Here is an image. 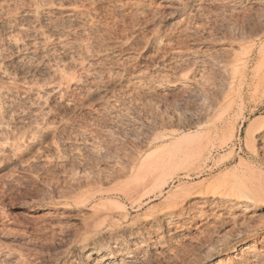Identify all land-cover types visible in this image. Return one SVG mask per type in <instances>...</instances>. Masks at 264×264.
<instances>
[{
    "label": "rangeland",
    "instance_id": "374dc122",
    "mask_svg": "<svg viewBox=\"0 0 264 264\" xmlns=\"http://www.w3.org/2000/svg\"><path fill=\"white\" fill-rule=\"evenodd\" d=\"M0 46V264H264V0H0Z\"/></svg>",
    "mask_w": 264,
    "mask_h": 264
},
{
    "label": "bare ground",
    "instance_id": "6f19581e",
    "mask_svg": "<svg viewBox=\"0 0 264 264\" xmlns=\"http://www.w3.org/2000/svg\"><path fill=\"white\" fill-rule=\"evenodd\" d=\"M72 14L73 13H71V15H68L66 18H67V20L69 21V20H71L72 21V19H74L73 17L75 16V14H74V16H72ZM25 19H26V14H24V15H22V16H15V17H12V18H10L9 20H8V22H6L5 23V28L6 29H15V30H18V31H20V32H23V33H26V34H28V31H29V29L26 27V25L24 24V22H25ZM66 21V20H65ZM48 26V29H49V32H51V34H52V37H54L55 39H57V41H59V45H60V48H62L64 51H65V53L63 54V57L65 58V60H72V56H71V54L69 53V51H67L66 50V41L64 40V37H66L67 35L69 36V32L66 30V28L65 29H62V27L61 26H63V25H55L54 23L53 24H49V25H47ZM71 32V31H70ZM41 35H43V34H40L39 36H41ZM37 43V42H36ZM36 43H34L33 41L31 42H29V43H25L24 42V39L23 40H21V39H18V38H10V39H8L7 40V49L8 50H10L11 51V53H13V54H19V52H21V50H23V49H25V48H27V50L29 51V54H28V56H30L31 57V55H36L37 53V47H36ZM3 48V47H2ZM69 49V48H68ZM3 50V49H2ZM26 50V49H25ZM9 51V52H10ZM63 51V52H64ZM0 54H1V46H0ZM39 54V53H38ZM27 56V57H28ZM42 56V55H41ZM24 57H25V55H24ZM24 57L22 56V57H20V56H18V58H16L17 60H16V62H14L15 64H17L18 66V68H20L21 70H23V68L25 69V61L26 60H24ZM34 57H36V56H34ZM38 57V56H37ZM29 58V57H28ZM39 58V57H38ZM26 59V58H25ZM30 59V58H29ZM29 62V61H28ZM70 62V61H69ZM13 63V64H14ZM15 66V65H14ZM20 70V71H21ZM24 71V70H23ZM22 71V72H23ZM8 71H7V69L6 68H3V67H0V77L1 78H3V79H5L6 77H7V75H8V73H7ZM26 72V71H25ZM22 74V73H21ZM24 75V74H23ZM260 78V77H259ZM7 79V78H6ZM262 79V78H261ZM23 93L22 94H20L19 92H16V91H14L13 92V90L11 91H6V89H5V91L3 90V91H0V112H3V113H8L10 110V107L12 108V107H15L16 108V106H21L22 104H23V102H22V100L24 99V97H23ZM25 101V100H24ZM20 102H22L21 103V105H19L20 104ZM15 110V109H14ZM10 113V112H9ZM5 115V114H4ZM261 134V133H260ZM131 227L133 226V225H130ZM117 229L118 228H120V227H116ZM125 228H127L126 226H124V229ZM129 228L130 227H128V230H129ZM138 228V227H137ZM131 229V228H130ZM136 229V228H135ZM139 229V228H138ZM121 230V229H120ZM127 230V229H126ZM127 230V231H128ZM133 229H131V231H132ZM113 231V230H112ZM114 231H116V230H114ZM123 231V230H122ZM125 231V230H124ZM123 231V232H124ZM108 232H110L109 230H108ZM120 232V231H119ZM123 232H121V233H123ZM133 234L134 235H137V233H135V231L133 230ZM136 232H138V231H136ZM105 233V232H104ZM103 233V234H104ZM107 233V232H106ZM105 233V234H106ZM111 233H113V232H111ZM110 233V234H111ZM131 234H132V232H130ZM139 233V232H138ZM114 234V233H113ZM113 234H112V236H113ZM115 234H116V232H115ZM119 234V233H118ZM119 235H121V234H119ZM98 236V235H97ZM108 236H109V234H108ZM118 236V235H117ZM99 237H100V235H99ZM104 237V236H103ZM110 237V236H109ZM116 237V236H115ZM94 238V237H93ZM97 239H98V237H96ZM105 238H106V236H105ZM105 238H102V239H105ZM114 238V237H113ZM137 238V237H136ZM89 239V238H88ZM95 239V238H94ZM101 239V238H100ZM107 239V238H106ZM111 239V238H110ZM110 239H108V240H110ZM118 240H119V238H117ZM87 240V239H86ZM91 240V239H90ZM96 240V239H95ZM107 240V241H108ZM112 240V239H111ZM136 240V239H135ZM89 241V240H88ZM87 241V242H88ZM116 241V240H115ZM94 242V241H93ZM93 242L91 243V241H90V243H88V244H84V246H82V244H81V246H82V250H83V253H84V255H85V257H84V262H80L79 264H101V261H103L104 259H105V257H108V256H106V253H108L107 251H108V249L109 248H111V247H108L107 248V246L105 247V246H102L101 248H99V249H95V247H93L94 245H96V244H94L93 245ZM97 242V241H96ZM103 242V241H102ZM117 242V241H116ZM98 243H101V242H99L98 241ZM126 242H122V243H118L116 246H113L114 248H113V250H114V252H115V255H117L118 256V254H121V253H123V252H125L126 250H128L127 249V245L125 244ZM128 243H130V241H128ZM135 243V242H134ZM103 244V243H102ZM111 244V243H110ZM99 245V244H98ZM101 245V244H100ZM106 245V244H105ZM98 247V246H97ZM246 249L245 250H249L250 248H249V246H246L245 247ZM81 250V249H80ZM112 250V249H111ZM111 252V251H110ZM113 252V251H112ZM109 255V254H108ZM253 257V256H252ZM252 257H251V260H252ZM255 258H257V257H255ZM254 258V259H255ZM112 259H115V256L114 257H112L111 258V260ZM253 259V260H254ZM110 260V259H109ZM124 260H122V262H123ZM221 261H222V259H219V262L218 263H221ZM107 262V261H106ZM242 262V264H249L248 262H249V259H244V260H242L241 261ZM76 263V262H75ZM78 263V262H77ZM109 263V262H108ZM124 263V262H123ZM253 263V262H252ZM257 263H258V261H257ZM251 264V263H250ZM256 264V263H255Z\"/></svg>",
    "mask_w": 264,
    "mask_h": 264
}]
</instances>
